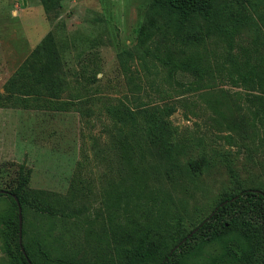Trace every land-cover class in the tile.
Returning <instances> with one entry per match:
<instances>
[{
	"label": "rangeland",
	"instance_id": "1",
	"mask_svg": "<svg viewBox=\"0 0 264 264\" xmlns=\"http://www.w3.org/2000/svg\"><path fill=\"white\" fill-rule=\"evenodd\" d=\"M149 2L63 0L46 11L42 0H0V188L50 193L61 220L39 222L28 206L22 236L36 255L40 239L51 264L84 255L86 240H110L102 226L134 208L111 203L123 189L173 203L186 234L225 195L264 190V93L222 80L215 65L216 85L238 98L223 120L187 90L193 75L168 84L146 39ZM263 15L261 4L229 24L232 59L264 62ZM213 47L225 60L226 41ZM252 231L256 252L236 264H264V236Z\"/></svg>",
	"mask_w": 264,
	"mask_h": 264
},
{
	"label": "trees",
	"instance_id": "2",
	"mask_svg": "<svg viewBox=\"0 0 264 264\" xmlns=\"http://www.w3.org/2000/svg\"><path fill=\"white\" fill-rule=\"evenodd\" d=\"M62 2L42 0L46 11L62 6ZM261 4L264 0H150L147 18L153 23L146 39L151 42L150 51L158 65L166 71L165 81L173 86L178 72L193 75L194 81L187 84V90L199 91V96L221 119L225 109L238 106V98L233 99L225 88L216 85L219 76L246 90L259 89L264 93V62L243 63L229 54L233 33L229 24L246 17L247 12L257 10ZM220 41L227 43L224 56L231 71L226 72L225 60H219L214 51V42ZM217 64H222L218 71L224 75L216 74ZM7 191L0 192V202L7 203L0 211L5 264H30L19 244L18 204L14 195L22 206L24 219L27 207L34 205L38 215L45 216L39 222L45 218L61 219L48 203L50 193L46 190L32 189V195L21 188ZM110 200L117 208L122 203L125 207L134 206L126 212L122 223L110 217L109 226H102L112 242L103 238L96 243L86 240L90 250L86 249L80 257L76 253L62 256L61 264H236L240 259L249 260L250 254L256 252L253 226L264 236V190L258 188H243L225 195L190 237L188 234L195 228L181 233L176 227L182 219L170 210L173 203L158 194L143 195L138 189H123ZM241 214L246 215L245 221L239 220ZM25 231L24 228V236ZM184 238L187 239L179 244ZM39 240L35 239L34 246L40 245V252H31L25 241L26 253L33 264H51V253Z\"/></svg>",
	"mask_w": 264,
	"mask_h": 264
},
{
	"label": "water",
	"instance_id": "3",
	"mask_svg": "<svg viewBox=\"0 0 264 264\" xmlns=\"http://www.w3.org/2000/svg\"><path fill=\"white\" fill-rule=\"evenodd\" d=\"M0 192H4V193L6 192V193H7L8 191H7V190H4V189H0ZM14 198H15L17 204H18V216H19V244H20L21 250H22L23 254L25 255L27 261H28L30 264H33V263L31 262V260L29 259L28 255H27V253H26V250H25V248H24V246H23V236H22L23 212H22V206H21V204H20V202H19V199H18V197H17L16 195H14ZM197 230H198V227L195 228L192 232H190V233L188 234V237H190V236H191L194 232H196ZM186 239H187V238H184L179 244H182ZM177 247H178V245L175 246V247L171 250V253H172Z\"/></svg>",
	"mask_w": 264,
	"mask_h": 264
}]
</instances>
